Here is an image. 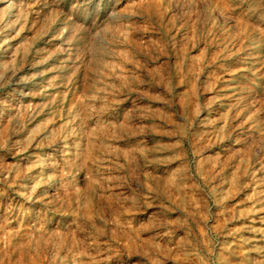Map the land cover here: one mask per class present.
Instances as JSON below:
<instances>
[{"label":"rangeland","instance_id":"obj_1","mask_svg":"<svg viewBox=\"0 0 264 264\" xmlns=\"http://www.w3.org/2000/svg\"><path fill=\"white\" fill-rule=\"evenodd\" d=\"M23 3L0 264H264V0Z\"/></svg>","mask_w":264,"mask_h":264},{"label":"bare ground","instance_id":"obj_2","mask_svg":"<svg viewBox=\"0 0 264 264\" xmlns=\"http://www.w3.org/2000/svg\"><path fill=\"white\" fill-rule=\"evenodd\" d=\"M7 2V1H5ZM54 2V1H53ZM74 2V1H73ZM109 2V1H108ZM56 3H54L55 5ZM103 4V3H102ZM109 4V3H108ZM121 5V4H120ZM1 7V6H0ZM56 8V7H55ZM62 9V8H61ZM115 9V8H113ZM109 10V9H108ZM7 13V9L6 8H0V29H4L3 34L6 35V31H15L17 30V33L15 35V38L17 36L21 35V31L24 29V24L26 23L27 20V11H26V7L23 3V0H21V3L18 7V11L17 13L13 14L12 17H8L9 19H6L7 15H5ZM53 14V13H52ZM101 14V13H100ZM118 15V14H117ZM60 16V15H59ZM115 17V15H114ZM57 18V17H56ZM60 18V17H59ZM50 20V19H49ZM56 20V19H55ZM50 24V23H49ZM54 24V23H53ZM51 26V25H50ZM62 28V27H61ZM6 30V31H5ZM12 34V33H11ZM8 35V34H7ZM76 37V36H75ZM7 39V38H6ZM9 40V39H8ZM82 41V40H81ZM80 42V41H79ZM5 46H3L2 48H4ZM94 48V47H92ZM7 50V49H6ZM3 51V53L5 54V51ZM32 51V50H31ZM93 54V52H92ZM6 66V62H5V58L4 60L0 59V79L2 77V75H5V72H2V70H4ZM26 67V66H25ZM11 83V82H10ZM14 85V84H12Z\"/></svg>","mask_w":264,"mask_h":264}]
</instances>
